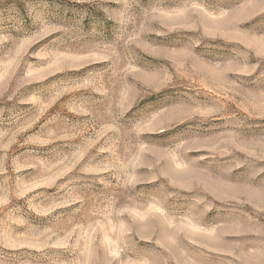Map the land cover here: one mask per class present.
<instances>
[{
  "label": "rangeland",
  "instance_id": "rangeland-1",
  "mask_svg": "<svg viewBox=\"0 0 264 264\" xmlns=\"http://www.w3.org/2000/svg\"><path fill=\"white\" fill-rule=\"evenodd\" d=\"M0 264H264V0H0Z\"/></svg>",
  "mask_w": 264,
  "mask_h": 264
}]
</instances>
